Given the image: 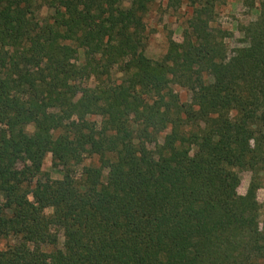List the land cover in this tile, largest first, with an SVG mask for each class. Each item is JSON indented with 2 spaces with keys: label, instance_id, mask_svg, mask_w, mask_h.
<instances>
[{
  "label": "trees",
  "instance_id": "obj_1",
  "mask_svg": "<svg viewBox=\"0 0 264 264\" xmlns=\"http://www.w3.org/2000/svg\"><path fill=\"white\" fill-rule=\"evenodd\" d=\"M153 1L0 0V264H264V1L228 50L212 0H187L151 59Z\"/></svg>",
  "mask_w": 264,
  "mask_h": 264
},
{
  "label": "rangeland",
  "instance_id": "obj_2",
  "mask_svg": "<svg viewBox=\"0 0 264 264\" xmlns=\"http://www.w3.org/2000/svg\"><path fill=\"white\" fill-rule=\"evenodd\" d=\"M131 0H113L114 5H119L125 9L129 6ZM211 1V0H210ZM264 0H212V21L211 25L215 27H222L226 29L230 36L226 37L225 43L228 50L236 47H241L247 44L246 38L241 31V27L250 21H254L259 13L261 3ZM187 0H154L149 10L143 17V22L147 32V43L145 47V55L151 59L160 58L166 51L169 39L181 42L183 29L186 26V20L191 14V7L188 6ZM40 17L47 15L46 7L40 10ZM84 52L80 51L83 56ZM119 77V74H114L111 79ZM206 79L211 81V77L207 76ZM93 85L94 82H88ZM175 93L179 95L181 102H189V92L177 85H172ZM99 123L100 117L91 115L88 117ZM33 130L32 124L26 126V133L28 137L27 144L29 146L33 143ZM168 129L159 134L158 139L161 141L164 134ZM98 164L96 157L86 158L83 164ZM81 165L72 166L71 174L78 178L81 173ZM42 171L48 173L52 180L60 179L63 175L60 167L52 166L50 153L46 154L43 163ZM106 170L104 171V176ZM252 177V172L247 169L239 170L240 184L237 188L238 193L244 194ZM256 197L260 203V225L264 227V185L260 180L259 187L256 190ZM51 208H44L42 213L47 216L51 213ZM58 234L57 247H60L63 242L62 230L55 229ZM3 242H9V239H4ZM39 248L44 251L51 250V246L40 245Z\"/></svg>",
  "mask_w": 264,
  "mask_h": 264
}]
</instances>
